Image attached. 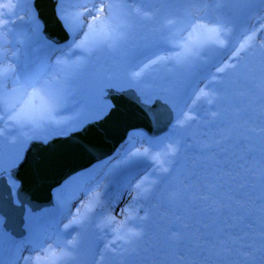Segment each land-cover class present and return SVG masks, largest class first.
Listing matches in <instances>:
<instances>
[{
	"label": "snow or ice",
	"instance_id": "1",
	"mask_svg": "<svg viewBox=\"0 0 264 264\" xmlns=\"http://www.w3.org/2000/svg\"><path fill=\"white\" fill-rule=\"evenodd\" d=\"M146 2L57 0V20L71 37L67 45L49 44L58 54L41 72L16 75L0 69V179L7 175L18 187L13 170L22 163L19 149L25 143H45L53 129L78 127L84 122L80 118L59 119L69 113L65 95L51 87L50 77L59 78L63 85L90 75L101 93L104 88L115 92L130 89L148 103V92H167L165 85L171 75L182 73L194 77L195 86L182 100V107L176 108V101L170 105L175 112L174 127L191 131L201 109L212 105L210 123L216 131L209 135L205 129L201 141L194 145L200 160L170 185L159 202L151 230L140 217L128 215L119 226V237L132 251L146 242L145 257L149 251L156 254L150 264H264V57L244 62L260 46L255 43L257 36L264 34V0H242L249 7L239 22L225 18L221 0H157L162 7L178 5L179 10L171 15L161 11L149 16L147 10L132 7ZM22 8L21 3L0 0L4 10L0 11V31H9ZM139 19L151 21L152 39L144 45L142 58L122 60V82L112 83V70L103 61L119 59L128 49ZM210 53L223 59L216 62L209 58ZM108 111L101 108L88 122L108 115ZM164 150L166 154L179 153V147L171 144ZM229 153L235 161L229 160ZM146 155V151L129 150L124 163L134 167ZM213 160L216 167L209 163ZM220 160L235 166L221 174ZM256 160L259 167H249V162ZM136 187L142 198L145 193L154 195L146 181ZM86 222V217L72 220L66 227ZM104 222L117 227L106 218ZM45 249L47 245H38L35 251ZM65 249L70 260L74 246L65 245L62 255Z\"/></svg>",
	"mask_w": 264,
	"mask_h": 264
},
{
	"label": "bare ground",
	"instance_id": "2",
	"mask_svg": "<svg viewBox=\"0 0 264 264\" xmlns=\"http://www.w3.org/2000/svg\"><path fill=\"white\" fill-rule=\"evenodd\" d=\"M12 2L23 4V8L19 11V15L13 18L9 31H0V69L11 70L16 75L21 72H41L58 54V50L49 47L50 43L55 44L44 35L45 22L40 19V11L35 6V0H12ZM221 4V11L225 14V18L235 19L238 22L245 19L244 13L249 6L244 4L242 0H221ZM40 6L48 12L47 0H40ZM132 7L147 10L149 16H152L154 12L159 14L161 11L171 15L174 11L179 10L178 5L162 7L157 3V0H148L143 5L133 4ZM252 7H259V5ZM0 11L4 10L0 9ZM70 39L61 47H65ZM151 39V21L137 20L134 24L128 49L120 54L119 59L103 61L112 70V83L122 82V71L120 70L122 60L124 58H142L141 52L144 50V45L149 43ZM262 41H264V34L257 36L255 43L260 46L248 54L245 63L249 60L256 62L264 57V47L261 49L264 45ZM209 58L216 62L223 59L218 53H210ZM162 74L163 70L157 72L156 75L159 77ZM193 79L194 77L182 73H173L165 85L167 92H148L149 102L155 98H161L164 101L168 100L169 105L176 101L175 107H182V100L187 98V93L191 87L195 86ZM58 81L59 78H49L51 87L61 90L65 95L64 104L69 113L59 119L80 118L84 122L78 127L55 128L47 140L60 135V132L68 134L81 128L101 108L105 107L113 109L112 115L103 123V126L92 128L89 133H94V135L87 134L85 141L108 138L111 131L120 127L123 128L127 122L132 123L131 119H127V117L132 116L129 114L132 109L130 101H127L121 92H119L120 96H114V102L103 99L108 88H104L101 93L100 85L93 76L85 75L63 85ZM200 86L203 85L200 84ZM114 94L118 95L116 92ZM211 108L212 105H205L201 109V114L197 117V122L191 131L174 127V121L169 133L160 138H150L145 132L135 130L129 132L127 137L117 146L113 155L101 162L94 163L78 175L70 176L53 190L56 199L54 210L43 209L36 213H27L26 228L28 233L25 237L18 239L7 232L2 227L5 216L1 214L0 264H29V262L30 264H123L121 262L124 260L127 264H131L133 254L130 253L128 246L119 237L120 224L128 215H132L140 217V222L150 228L155 219L152 199L159 193L160 186H163L160 192L161 190L166 191L163 184L165 167L173 164L166 160V156L162 155L163 152L161 151L170 144L175 147L176 141L181 138L187 139V143L194 146L201 141L205 129L209 135L213 134L216 128L210 123L213 120ZM161 145H164V148H161ZM23 146L19 149L20 152ZM8 147L6 144L5 165L8 159ZM72 148V145H67L63 148L53 149L52 153L49 151L36 159L30 158L33 167L40 170L35 174V180L40 182L42 180L46 186L47 180L50 181V178L55 176L61 167H65L68 152ZM129 150L146 151L147 155L140 157L139 162L134 167H129L124 163L125 153ZM252 163L253 161L249 162L251 168L253 167ZM133 175L137 176L132 180ZM9 181L12 184V181ZM141 181L151 184L154 195L145 193L142 198L136 187ZM144 187L145 185L142 184L141 188ZM122 188L126 190V194L117 203L105 202L109 196L111 197L113 193ZM43 191L45 190L43 189ZM161 195L163 194L161 193ZM2 199L0 195L1 205L3 204ZM5 206L8 208L7 205ZM12 212L11 209L9 211L11 217H16L17 211ZM146 215L147 220L144 219ZM85 217L87 222L82 226L66 227L72 223V220L79 221ZM105 218L108 221H113L117 227L114 229L106 226ZM69 233H71L70 237ZM57 244L61 245V248H57ZM38 245H47V249L35 251ZM65 245L74 246L70 253V260L67 259L69 254L66 249L62 255V249Z\"/></svg>",
	"mask_w": 264,
	"mask_h": 264
},
{
	"label": "water",
	"instance_id": "3",
	"mask_svg": "<svg viewBox=\"0 0 264 264\" xmlns=\"http://www.w3.org/2000/svg\"><path fill=\"white\" fill-rule=\"evenodd\" d=\"M47 5L48 12L40 6V0H35V6L40 11V19L45 22L44 35L53 41L56 46L61 47L70 39V36L57 20V0H47ZM114 92L111 88H108L106 94L103 95V99L114 102V96H120L119 92H116L118 95L114 94ZM120 92L127 101H130L132 109L129 114L132 116L126 117L131 119L132 123L127 122L123 128L120 127L111 131L108 138L85 141L87 134L94 135V133H89L92 128L101 127L108 120L110 115H112V108L109 109L108 115L94 122H87L81 128L68 134L53 136L45 143L33 140L23 146L20 152L22 163L13 170V178L17 180L19 186L15 187L11 184L7 175L0 179V195L3 198L1 200L3 204H0V215L5 216L2 227L11 233L13 237L20 239L28 233L26 228L27 213H36L43 209L54 210L56 199L53 190L70 176L78 175L94 163L101 162L103 159L113 155L117 146L127 137L129 132L133 130L145 132L150 138H160L169 133L175 121V112L168 103H165L161 98H155L151 102L143 103L142 98H137L139 94H133L130 89ZM67 145H72L73 148L68 152L65 167H61L56 175L50 178V181L47 180L46 183L48 184L46 186H44L45 184L42 183V180L41 182L36 181L35 174L40 170L39 168H34L29 159H36L49 151L52 153L53 149L63 148ZM135 176L137 175H133L132 180ZM125 192L126 190L124 189V193L120 197ZM11 209L13 210L12 213L17 211L16 217H11L9 213Z\"/></svg>",
	"mask_w": 264,
	"mask_h": 264
},
{
	"label": "rangeland",
	"instance_id": "4",
	"mask_svg": "<svg viewBox=\"0 0 264 264\" xmlns=\"http://www.w3.org/2000/svg\"><path fill=\"white\" fill-rule=\"evenodd\" d=\"M263 47H264V45H262L261 49ZM176 142L177 143H175V147H177V146L179 147L178 155H171L170 153L166 154L165 150L161 151V152H163L162 155L166 156L165 157L166 160L172 162L173 164L171 166L166 165V167H165L168 170V171H164V183L163 184H164V188L166 189V191L161 190V192H160V189L163 188V186L162 187L160 186L159 187V193H157L155 195V197L152 199L153 200L152 209H153L154 213H156V210L159 206V202L165 196V193L169 189L170 185L175 183L177 181V179L181 176L182 173L189 172L193 168L194 164L200 160V157L198 156V154L196 152V148L194 146H192L191 144H188L187 139L181 138V139L177 140ZM235 159H236L235 156H232L231 153H229V160L235 161ZM209 163L212 164L213 167H216L215 160L209 161ZM252 165H253L252 168H258L259 167V160L253 161ZM219 166L221 169V174H223V170L225 168L234 167L235 165L234 164H226L224 162V160H220ZM225 179H227V177H225ZM166 186H168V187H166ZM258 191H259V189H257V192ZM122 193H124V188L113 193L111 195V197L109 196L108 200H106L105 202L109 203L112 201V202L117 203L118 202L117 200L121 199L122 196L120 197V195ZM161 193L163 195H161ZM105 202H104V205H105ZM149 230H151V229L149 228ZM146 246H147L146 242H141L140 245L135 248V251L129 250L130 253L133 254L131 264H150V262L155 259L156 254L152 251H149L147 253V258L145 257V253H144L143 249ZM121 263L127 264L125 260L122 261Z\"/></svg>",
	"mask_w": 264,
	"mask_h": 264
}]
</instances>
